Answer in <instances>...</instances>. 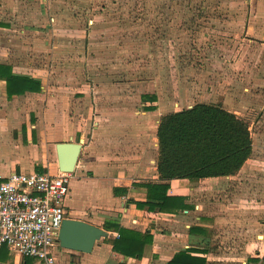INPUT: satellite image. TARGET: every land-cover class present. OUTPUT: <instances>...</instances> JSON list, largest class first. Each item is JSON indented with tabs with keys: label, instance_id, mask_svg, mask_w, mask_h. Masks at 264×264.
Listing matches in <instances>:
<instances>
[{
	"label": "crops",
	"instance_id": "obj_1",
	"mask_svg": "<svg viewBox=\"0 0 264 264\" xmlns=\"http://www.w3.org/2000/svg\"><path fill=\"white\" fill-rule=\"evenodd\" d=\"M82 1L85 2L0 0V39L6 42L0 45V64L11 66L14 74L41 83L38 91L8 96L6 79L0 77V182L12 171L57 173L60 169L56 144L81 142L66 199L68 217L100 226L108 235L96 241L91 252L59 245L54 251L59 264H167L183 249L206 257L208 264L234 258L244 260L242 264H264L261 248L264 233L257 234L259 239L251 243L247 230L252 223L257 230L264 231V219L257 221L251 216L264 210L250 212L247 204L256 176L258 192L255 187L252 191L256 197H264V133L260 130L264 126L256 134L251 133L252 153L235 174L168 181V193L185 196L188 209L167 213L138 207L137 202L147 200V188L142 184L161 181L158 171L161 118L182 108L172 109L175 101L166 99L163 93L166 87L159 84L160 79L147 82L146 88L151 90H141L132 78L126 82L119 77L94 75L95 64L107 66L111 62L117 66L114 57L118 45L113 44V54L106 58L102 49L93 53L94 26L77 21L81 15L78 11L74 14L73 8L71 12L69 8H61L63 4L75 6ZM90 14L85 17L93 18ZM68 18L76 21L69 22ZM245 19L249 39L257 42L259 48L264 47V0H252ZM259 81L264 82V78ZM123 86L129 87L128 90ZM213 207L219 210L224 207L229 213L218 218L227 221L229 227L240 228L245 237L222 236L217 229L213 233L219 221L217 212L210 211ZM192 226L199 229L191 232ZM120 227L142 235L150 233L151 240L144 244L140 256L115 248ZM223 238H229L231 246L240 243L239 249L221 253L219 243ZM0 264L45 263L10 253L4 246L0 249Z\"/></svg>",
	"mask_w": 264,
	"mask_h": 264
},
{
	"label": "rangeland",
	"instance_id": "obj_2",
	"mask_svg": "<svg viewBox=\"0 0 264 264\" xmlns=\"http://www.w3.org/2000/svg\"><path fill=\"white\" fill-rule=\"evenodd\" d=\"M251 6L252 0H85L75 6L63 4L61 8H69L70 12L73 8L74 14L78 11L81 15L77 21L94 26L93 53L102 49L106 58L113 54V44L118 45L114 57L117 66L111 62L107 66L95 64L94 75L119 77L123 81L132 78L141 90H151L146 88L147 82L160 79L159 84L166 87L163 91L166 99L178 104L172 102V109H183L197 102L218 105L244 119L250 132L256 134L264 126V82L259 81L264 78V47L259 48L245 31V18ZM88 13L94 17H85ZM5 43L0 39V45ZM126 86L123 87L128 90ZM260 130L264 133V129ZM50 155L54 165L52 151ZM254 181L247 203L250 212L264 210L263 195L260 199L252 191L257 187V176ZM254 191L258 192L257 188ZM210 211L217 212L216 218L229 213L224 207L220 210L213 207ZM251 216L257 221L264 219L262 211ZM218 219L213 233L218 230L222 236L245 237L240 228L229 227L227 221ZM247 230L251 243L259 239L257 234L264 233L252 223ZM221 242V253L239 249L240 243L231 246L229 238ZM213 247L218 249V245ZM261 248L264 249V244ZM242 261L221 259L213 264H242Z\"/></svg>",
	"mask_w": 264,
	"mask_h": 264
},
{
	"label": "trees",
	"instance_id": "obj_3",
	"mask_svg": "<svg viewBox=\"0 0 264 264\" xmlns=\"http://www.w3.org/2000/svg\"><path fill=\"white\" fill-rule=\"evenodd\" d=\"M0 77L6 79L8 96L41 88L38 80L14 74L7 64H0ZM150 97L156 98L155 95ZM158 138L161 181L142 184L147 188V200L137 202V206L167 213H178L190 207L185 196L168 193L169 180L235 174L253 149L249 124L244 119L221 106L204 102L165 114L159 124ZM198 229L192 226L190 231ZM118 230L120 236L115 240V248L120 252L140 256L144 244L151 240L149 232L142 235L125 227ZM251 259L258 261V258ZM167 264L208 263L206 257L192 255L189 249H183Z\"/></svg>",
	"mask_w": 264,
	"mask_h": 264
},
{
	"label": "built area",
	"instance_id": "obj_4",
	"mask_svg": "<svg viewBox=\"0 0 264 264\" xmlns=\"http://www.w3.org/2000/svg\"><path fill=\"white\" fill-rule=\"evenodd\" d=\"M71 172L12 171L0 182V249L59 264L54 250L68 217Z\"/></svg>",
	"mask_w": 264,
	"mask_h": 264
},
{
	"label": "water",
	"instance_id": "obj_5",
	"mask_svg": "<svg viewBox=\"0 0 264 264\" xmlns=\"http://www.w3.org/2000/svg\"><path fill=\"white\" fill-rule=\"evenodd\" d=\"M81 142L63 141L56 144L57 161L61 171L73 172L77 165ZM104 228L88 221L67 217L63 220L60 233V246L81 252H91L99 239L107 236Z\"/></svg>",
	"mask_w": 264,
	"mask_h": 264
}]
</instances>
